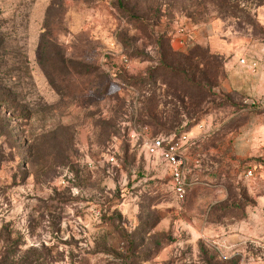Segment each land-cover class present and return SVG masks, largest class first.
Segmentation results:
<instances>
[{
	"label": "rangeland",
	"instance_id": "1",
	"mask_svg": "<svg viewBox=\"0 0 264 264\" xmlns=\"http://www.w3.org/2000/svg\"><path fill=\"white\" fill-rule=\"evenodd\" d=\"M0 264H264V0H0Z\"/></svg>",
	"mask_w": 264,
	"mask_h": 264
},
{
	"label": "built area",
	"instance_id": "2",
	"mask_svg": "<svg viewBox=\"0 0 264 264\" xmlns=\"http://www.w3.org/2000/svg\"><path fill=\"white\" fill-rule=\"evenodd\" d=\"M245 63V60H242ZM254 69V68H252ZM187 136H158L147 145L151 152H157L169 169L172 189L175 196L184 200L187 196L188 182L186 177L187 162L184 151L187 146ZM252 175V171L248 172Z\"/></svg>",
	"mask_w": 264,
	"mask_h": 264
},
{
	"label": "trees",
	"instance_id": "3",
	"mask_svg": "<svg viewBox=\"0 0 264 264\" xmlns=\"http://www.w3.org/2000/svg\"><path fill=\"white\" fill-rule=\"evenodd\" d=\"M201 53H198L197 51H194V52H192V55H190V56H186L185 57V59L186 60H190L191 62L194 60V59H196V58H199V57H202L201 55H200ZM160 56H161V64H162V69L163 70H168V65H167V61H166V55L165 54H163V53H160ZM204 59V58H203ZM201 63H203L202 61H201ZM170 71V69L168 70V72ZM187 71V70H186ZM186 71H184V72H181V76L183 77V79H186L187 77V72ZM168 72H166V73H168ZM163 73H164V71H163ZM165 74V73H164ZM131 79V78H130ZM192 82V84L194 83L193 81H191ZM166 83V82H165ZM183 90V89H182ZM175 135V136H174ZM174 137H176V134L174 133ZM178 137V136H177Z\"/></svg>",
	"mask_w": 264,
	"mask_h": 264
}]
</instances>
